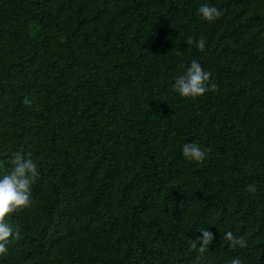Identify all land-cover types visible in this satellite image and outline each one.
Wrapping results in <instances>:
<instances>
[{
  "label": "trees",
  "instance_id": "obj_1",
  "mask_svg": "<svg viewBox=\"0 0 264 264\" xmlns=\"http://www.w3.org/2000/svg\"><path fill=\"white\" fill-rule=\"evenodd\" d=\"M14 154L39 175L0 264H264V0H0V174Z\"/></svg>",
  "mask_w": 264,
  "mask_h": 264
},
{
  "label": "clouds",
  "instance_id": "obj_2",
  "mask_svg": "<svg viewBox=\"0 0 264 264\" xmlns=\"http://www.w3.org/2000/svg\"><path fill=\"white\" fill-rule=\"evenodd\" d=\"M197 11L199 16L207 22H214L222 15L220 9L208 2L201 3ZM186 43L194 44L200 51L205 48L203 37L197 40L189 37ZM209 81L210 73L205 71L196 59H192L184 73L175 77L171 87L181 97L195 99L215 90V85ZM25 102L30 103L28 100ZM208 151L207 148H202L195 142H186L181 146V155L184 159L196 164L205 160ZM11 164L10 171L0 174V255L7 252L8 245L16 239L17 235L7 217L10 213L31 206V186L39 175L37 164L28 154H14ZM199 233L195 237L193 247L198 245L199 253L203 254L215 237L208 229H201ZM223 239L229 242V247H246V241L242 237L234 236L231 231L225 232ZM230 264H243V261L240 257H234Z\"/></svg>",
  "mask_w": 264,
  "mask_h": 264
}]
</instances>
